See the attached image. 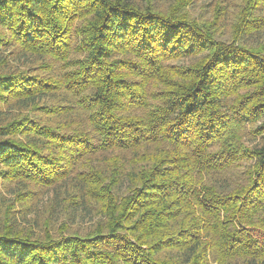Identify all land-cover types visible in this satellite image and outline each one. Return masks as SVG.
<instances>
[{"label": "trees", "instance_id": "obj_1", "mask_svg": "<svg viewBox=\"0 0 264 264\" xmlns=\"http://www.w3.org/2000/svg\"><path fill=\"white\" fill-rule=\"evenodd\" d=\"M200 1L0 0V264H264V0Z\"/></svg>", "mask_w": 264, "mask_h": 264}, {"label": "rangeland", "instance_id": "obj_2", "mask_svg": "<svg viewBox=\"0 0 264 264\" xmlns=\"http://www.w3.org/2000/svg\"><path fill=\"white\" fill-rule=\"evenodd\" d=\"M205 2H211V0H202V1H200L196 6H195V9L193 10V16L194 17H197V18H207L209 15L206 13V11H204L203 9L201 10V5L203 4V3H205ZM167 3V2H166ZM165 3V4H166ZM204 13V14H203ZM200 21H202V20H200ZM203 22V21H202ZM228 38H229V34H226L225 36H224V40H228ZM246 141L248 142V143H250L251 144V142H250V140L247 138L246 139ZM134 169H136L137 170V166L134 168ZM123 190L121 191L122 193L123 192H125L126 190H127V183L126 184H124V186H123V188H122ZM65 208V207H64ZM65 210V209H64ZM66 212H64V216H63V218H62V220L63 219H67V209L65 210ZM83 224V223H82Z\"/></svg>", "mask_w": 264, "mask_h": 264}]
</instances>
